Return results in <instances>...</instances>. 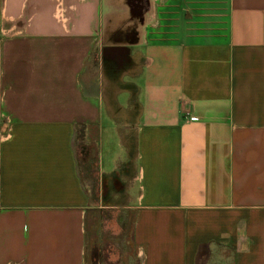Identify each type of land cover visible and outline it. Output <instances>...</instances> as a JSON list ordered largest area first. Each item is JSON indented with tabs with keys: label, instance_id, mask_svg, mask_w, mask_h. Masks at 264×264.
Here are the masks:
<instances>
[{
	"label": "crops",
	"instance_id": "obj_1",
	"mask_svg": "<svg viewBox=\"0 0 264 264\" xmlns=\"http://www.w3.org/2000/svg\"><path fill=\"white\" fill-rule=\"evenodd\" d=\"M111 204L134 264H264V0H0V264Z\"/></svg>",
	"mask_w": 264,
	"mask_h": 264
},
{
	"label": "rangeland",
	"instance_id": "obj_2",
	"mask_svg": "<svg viewBox=\"0 0 264 264\" xmlns=\"http://www.w3.org/2000/svg\"><path fill=\"white\" fill-rule=\"evenodd\" d=\"M83 141V136L77 131L75 135L77 154H80ZM78 167L83 184L89 192H93L94 176L81 160L78 162ZM99 210L98 215L92 216L91 222L88 221L87 224L85 264H120L127 260H130V264H134L132 257L127 256L130 251L129 215L126 212L122 214L113 204Z\"/></svg>",
	"mask_w": 264,
	"mask_h": 264
},
{
	"label": "trees",
	"instance_id": "obj_3",
	"mask_svg": "<svg viewBox=\"0 0 264 264\" xmlns=\"http://www.w3.org/2000/svg\"><path fill=\"white\" fill-rule=\"evenodd\" d=\"M81 129H78V132L80 135H82ZM80 154H81V161L84 162L86 169L88 171L93 172V166H94L95 160H96V156L94 154L93 148H91L85 144H82L81 149H80Z\"/></svg>",
	"mask_w": 264,
	"mask_h": 264
}]
</instances>
